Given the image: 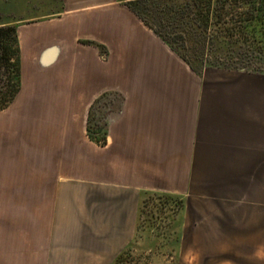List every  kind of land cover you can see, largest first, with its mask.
Instances as JSON below:
<instances>
[{"label": "crops", "instance_id": "1", "mask_svg": "<svg viewBox=\"0 0 264 264\" xmlns=\"http://www.w3.org/2000/svg\"><path fill=\"white\" fill-rule=\"evenodd\" d=\"M132 1L0 0L20 64L0 130L38 135L0 180V264H116L154 194L248 219L257 246V72L191 66Z\"/></svg>", "mask_w": 264, "mask_h": 264}, {"label": "rangeland", "instance_id": "2", "mask_svg": "<svg viewBox=\"0 0 264 264\" xmlns=\"http://www.w3.org/2000/svg\"><path fill=\"white\" fill-rule=\"evenodd\" d=\"M141 1L146 21L154 28L162 30L163 33L171 31L175 36L176 24L171 23V17L176 13L181 15V20L186 19L190 17L189 15L195 14L192 13L195 7L198 15L204 18L209 0ZM194 3L197 4L194 6ZM244 9L239 0H226L223 8L217 12L221 14V17L215 18L212 15L210 20L213 36L238 41L231 45L237 49L241 48L242 51L249 48L252 44L251 39L238 34L236 30L231 36L228 34V27L233 26L232 15L237 19L239 16L237 13H241ZM174 43L181 49L182 45H185L179 37L176 41L174 40ZM220 51L218 46H215L212 55L217 56ZM203 52L204 57L201 59L204 61L199 59L200 64L205 63V60L208 62L209 59L208 51ZM201 55L200 53L198 56ZM220 55H222L221 52ZM228 61L224 59L220 63ZM36 95L35 92H28L24 96L21 109L27 115L26 118L31 115V112L37 110ZM10 105L0 110L2 126L5 125V119L11 111ZM91 122L93 123V120ZM37 136L7 135L4 128L0 130V180L23 179L30 175L23 170L22 164L24 154L29 155L32 150L36 152ZM263 148L264 72H257V151H259L257 155V246L246 240L248 219L246 221L237 219L230 213L217 220L211 213L198 212L191 207L184 208L178 216L182 206L180 202H174L165 195L154 194L142 203L133 246L122 254L116 264H264V154H261V152L264 153L261 151Z\"/></svg>", "mask_w": 264, "mask_h": 264}, {"label": "trees", "instance_id": "3", "mask_svg": "<svg viewBox=\"0 0 264 264\" xmlns=\"http://www.w3.org/2000/svg\"><path fill=\"white\" fill-rule=\"evenodd\" d=\"M141 2V0H134L130 4L146 21ZM225 2L226 0H209L207 2V13L204 18L198 15L195 7L193 8L195 10L192 11L195 14L193 16L189 15L190 17L186 19L181 20V15L175 13L171 17V23L175 22L176 24L175 36L172 35L171 31L163 33L162 30L154 29L191 66L200 64L198 62L199 59L203 62L204 59H201L204 57L203 51L207 50L209 56L208 62L205 60V63H201L200 66L264 72V0H239L245 9L241 13H237V16L239 15L237 19L233 18V15L231 17L233 26L228 27V34L233 36V31L236 30L235 32H239L238 34L248 37L249 40L251 39L252 44L244 51L231 45L238 41L226 39L225 37L221 39V37H215L211 33L210 20H212V15L215 18L216 16L220 18L221 14L217 12L220 8H223ZM195 4L197 3H194V6ZM213 30L216 29L213 28ZM178 37L184 41L185 45H182V49L174 43V40L176 41ZM215 46H218V49L221 50L220 52L224 56L220 55V52V56L212 55ZM200 53L203 56H198ZM224 59L230 60L232 63L229 61L220 63ZM19 88L20 64L17 25H3L0 26V110L5 109L13 102L19 92ZM91 120H93L92 109L89 111L87 132L91 139H97L94 135V123ZM98 141L105 142L104 139ZM171 199L181 204L179 199Z\"/></svg>", "mask_w": 264, "mask_h": 264}]
</instances>
